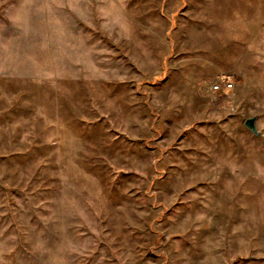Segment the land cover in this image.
Returning <instances> with one entry per match:
<instances>
[{"label": "rangeland", "instance_id": "1", "mask_svg": "<svg viewBox=\"0 0 264 264\" xmlns=\"http://www.w3.org/2000/svg\"><path fill=\"white\" fill-rule=\"evenodd\" d=\"M0 264H264V0H0Z\"/></svg>", "mask_w": 264, "mask_h": 264}, {"label": "water", "instance_id": "2", "mask_svg": "<svg viewBox=\"0 0 264 264\" xmlns=\"http://www.w3.org/2000/svg\"><path fill=\"white\" fill-rule=\"evenodd\" d=\"M256 117L247 118L243 125L246 129H248L253 135L257 136L258 131L255 127Z\"/></svg>", "mask_w": 264, "mask_h": 264}, {"label": "built area", "instance_id": "3", "mask_svg": "<svg viewBox=\"0 0 264 264\" xmlns=\"http://www.w3.org/2000/svg\"><path fill=\"white\" fill-rule=\"evenodd\" d=\"M222 85L225 89H230L232 87L231 83H222ZM219 89H220V85L218 83L210 86L211 91L217 92L219 91Z\"/></svg>", "mask_w": 264, "mask_h": 264}]
</instances>
